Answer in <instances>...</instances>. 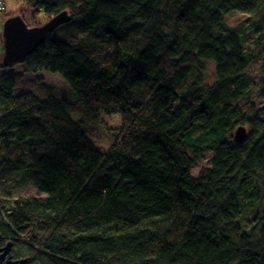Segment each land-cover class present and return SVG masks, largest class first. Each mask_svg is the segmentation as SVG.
Listing matches in <instances>:
<instances>
[{
  "label": "trees",
  "instance_id": "obj_1",
  "mask_svg": "<svg viewBox=\"0 0 264 264\" xmlns=\"http://www.w3.org/2000/svg\"><path fill=\"white\" fill-rule=\"evenodd\" d=\"M26 4L71 15L24 64L60 74L75 98L0 86V234L13 260L264 264V119L247 109L245 75L264 57V0ZM235 12L248 18L231 27ZM102 114L121 116L106 153L89 137ZM26 185L47 196L13 200Z\"/></svg>",
  "mask_w": 264,
  "mask_h": 264
},
{
  "label": "rangeland",
  "instance_id": "obj_2",
  "mask_svg": "<svg viewBox=\"0 0 264 264\" xmlns=\"http://www.w3.org/2000/svg\"><path fill=\"white\" fill-rule=\"evenodd\" d=\"M0 3H3L4 6L3 11L0 10V86H2L3 79L12 78L16 84L15 94L17 95L36 90L45 85L54 90V95L58 99L74 100L75 92L58 73H52L46 70H40L35 73L29 70L25 64H16L10 68H4L2 66L4 55L3 28L9 18L22 17L30 28L43 26L50 19L41 13L34 16L33 11L28 8L26 0H0ZM247 18L246 14L235 12L228 15L226 21L231 27H238ZM249 46L251 48L255 46L254 39L249 41L247 47ZM245 75L251 78L252 82L256 83L252 91L251 105H248L247 109L250 107L255 108L257 116L264 119V57L259 60V62L253 64ZM206 77L211 81L210 83L216 80L215 68L211 64L208 66ZM101 118L103 120V125L97 133L91 134L89 137L99 151L106 153L115 141L110 130H117L120 128L121 116L102 114ZM211 159V154L206 155L205 158L193 168V175L197 177L201 169L209 167L211 165ZM29 196L46 197L47 195L40 192L34 186L26 185L17 192L15 191L13 200Z\"/></svg>",
  "mask_w": 264,
  "mask_h": 264
},
{
  "label": "water",
  "instance_id": "obj_3",
  "mask_svg": "<svg viewBox=\"0 0 264 264\" xmlns=\"http://www.w3.org/2000/svg\"><path fill=\"white\" fill-rule=\"evenodd\" d=\"M71 21L68 11L61 12L49 20L45 25L30 28L22 17H11L3 28L4 55L2 66L10 68L16 64H24L34 52L43 45L49 34L55 32L60 26ZM249 136L248 129L244 126L236 129L234 140L242 144ZM2 235L0 234V264H28V259L13 260V243L1 247Z\"/></svg>",
  "mask_w": 264,
  "mask_h": 264
},
{
  "label": "built area",
  "instance_id": "obj_4",
  "mask_svg": "<svg viewBox=\"0 0 264 264\" xmlns=\"http://www.w3.org/2000/svg\"><path fill=\"white\" fill-rule=\"evenodd\" d=\"M3 9H4L3 3H0V10L3 11Z\"/></svg>",
  "mask_w": 264,
  "mask_h": 264
},
{
  "label": "flooded vegetation",
  "instance_id": "obj_5",
  "mask_svg": "<svg viewBox=\"0 0 264 264\" xmlns=\"http://www.w3.org/2000/svg\"><path fill=\"white\" fill-rule=\"evenodd\" d=\"M3 246H4V244L1 243V247H3ZM12 254H13V250H12Z\"/></svg>",
  "mask_w": 264,
  "mask_h": 264
}]
</instances>
